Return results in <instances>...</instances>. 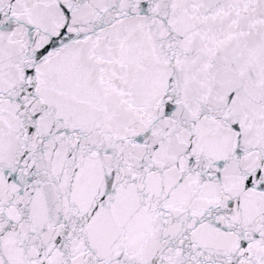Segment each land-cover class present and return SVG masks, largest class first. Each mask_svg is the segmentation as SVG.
<instances>
[{
  "label": "snow or ice",
  "instance_id": "6c2138e0",
  "mask_svg": "<svg viewBox=\"0 0 264 264\" xmlns=\"http://www.w3.org/2000/svg\"><path fill=\"white\" fill-rule=\"evenodd\" d=\"M0 264H264V0H0Z\"/></svg>",
  "mask_w": 264,
  "mask_h": 264
}]
</instances>
